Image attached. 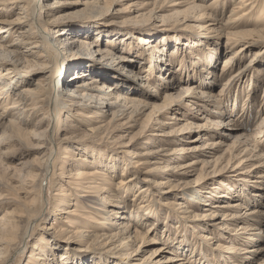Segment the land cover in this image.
I'll use <instances>...</instances> for the list:
<instances>
[{"label": "bare ground", "instance_id": "obj_1", "mask_svg": "<svg viewBox=\"0 0 264 264\" xmlns=\"http://www.w3.org/2000/svg\"><path fill=\"white\" fill-rule=\"evenodd\" d=\"M125 1L126 0H115V3L121 4ZM226 1H228L230 6L232 5L229 15H226ZM166 2L167 0L158 2V8H164L163 6L166 4ZM101 3H104L103 0H81L73 2L66 0H54L53 2H51V0H0V15L4 13L7 14L5 17H0V127H3L6 130V132L0 136V153L1 155H5L9 153L12 148L16 147V145L20 147L18 150L21 148L33 149L34 151L36 149L43 151L45 150V152H42L43 156H41L45 158L43 161V166H35L39 172H43V176L41 177L40 181L36 183L31 180L30 183H25V192L27 195H29V197L26 198L27 200L23 201L24 203L21 205V207L17 206L16 208H13L10 213L0 216V264H12L17 258L20 262L25 252L30 250V248L27 247V243L25 244V242L35 233L34 227H38V225H36L37 221L47 215L46 208L47 204L50 202L47 198V195L48 190H51V180L55 178L54 176L57 169H59V172L63 171L62 169L65 168L66 160L70 157V155L73 157V163L70 165L72 169L68 170V176L71 179V184L73 183L75 186V191L77 193H82L81 195L78 194L80 195L79 198L84 200V203L87 207L80 211L77 209L76 203H67L66 198L69 195L68 193L64 192L61 197H59V199H62L61 201L64 203V205H60V209H57L56 207V210L59 213H57L58 215L55 216V221H57V218H59V222L62 225H58L57 229L55 228V225L58 223H52V225H44L39 229L42 231V233L38 240H36L37 243H34L33 247H31L29 260L26 264H68L67 257L62 255L58 261L56 258L57 253L55 254L56 250L61 248L60 246L58 247V244L65 242L69 247L73 244L76 245L79 242L90 239L98 243L95 244L98 245L96 249L91 246L90 250L95 252L101 250L100 245H103V247L107 245H118L124 249L125 246L133 244L139 246L138 251H136L139 253L144 252L141 250L144 245L146 246L147 243L151 244L155 242L153 239L143 241L144 235L143 233H140L138 225L135 224L133 220H129L127 217L128 213L130 212V203H128V199H125L124 197L126 195H132V193L134 196L132 200L133 204L136 206V201L140 202L135 212V216L138 218L139 223L142 225L146 224L150 221L148 218H155V220H157L160 214V208H156V203L154 204L155 200L150 198L153 196L151 195L152 193H150L149 190H143L140 189V187H137V177L130 180L121 179L119 182L115 183L113 182V176L110 175V173L113 174L114 171H116L118 165L116 166L110 164V162L112 163L113 158L106 159L103 156V152L96 153L81 148L78 149L76 147L74 150H72L67 146L64 149L59 150L53 145L55 142L53 132L55 131L58 124L62 121V116L60 117L62 110L68 111L66 122H68L70 112H74L79 117L78 119L86 117L85 120L80 119L78 121L80 125L91 126L93 127L92 130H96V133H103L101 131L102 129H104L103 131L105 132L113 131L111 134L116 135L114 137L115 143L123 146V148L139 145L138 143H134L132 141V139H135V137L131 138L130 142L127 143L126 140L124 141V137L121 136L123 134L120 133L129 132L128 130L130 128L136 127L140 117L148 108L153 107L154 105V110L158 111L160 114L163 112L165 114V111L167 110V106L161 107L159 105L153 104L152 102L131 97L132 92L130 89L128 90L129 93L125 94L119 85H113L109 78L99 75L101 73L97 71L95 65H92L91 63H64L63 61V67L62 65V68L59 67L60 65L56 60V57H60L64 54L66 55L64 52L65 50L60 49L57 45L51 43L52 41H50L48 37V29L42 27L39 23L40 20L37 18V12H44L47 17L45 26L51 25L52 27L54 25L62 26L66 21L70 20L74 16L82 15L86 11L88 12L85 14L95 13L96 16H99L98 14H100V12L105 13L113 11L115 14L121 13L120 11L116 10L115 6L108 8ZM172 3H174L175 6H180V8L185 7V9L183 11L175 12L174 14L176 15H169L170 18L173 16H179L178 18L180 19L182 13V16L184 15V17H181L183 18L182 20H195L196 22L205 21V27L212 31L217 30L223 36H226L227 41L225 46L227 49H223V51L220 53L221 47H212V45H210V47H212L211 50L213 53L211 56L207 55L208 62L211 63V67L209 69H206V67H203V65H201L202 67L200 66V59L197 60L198 62L195 63L196 66H194L193 69L189 66H186L187 63L184 61L185 63L182 66L184 69H186V71H182L181 74H179L181 76H179L176 71H173L170 74L171 79L165 81L166 79L164 80V77L160 76L162 74L159 72L164 70L165 65L170 64V62L165 58L166 52L162 48L154 45L152 37H140L138 40L139 44H145V46L148 45V47L146 46L147 49L145 51L149 53L151 50L154 51L149 54L151 59V73H157L156 76L159 75L157 80L159 81L160 86L164 88V91L174 89L176 90V88L180 86L181 82H188L184 87L186 99L191 98L194 101H200L205 104H209L210 106H215L216 112H211L210 116L215 115L217 118L221 119L215 123L216 128H214L217 130L214 131L215 133L212 131H210L209 134L208 131L203 133L204 129L209 128V119L207 120V123L203 125H197L195 127L188 126L189 129H183L184 132L187 130L196 129L198 132H200V134L203 135L202 138L206 135H217L223 141H225V139H231L232 133L230 132L231 129L229 128L232 127L236 131H241L244 127L241 126L242 123L238 124V119H236L232 113H226V108L224 109L222 107V101L224 102V99L230 95V90L234 86H242L244 85L243 83L250 79L249 87L247 89L248 96L246 99L248 103V97L256 94L257 90L255 88L257 85L259 86L260 80H262L259 78V76H262L263 71L261 69L260 71H262V73L258 72L256 68L259 63H264L262 61L264 59V0H212L211 2H209V0H175V2ZM76 6H82L84 12L80 11V9L79 11L68 9L69 7ZM132 6H135V4ZM12 12H15V16L13 18L9 16L12 14ZM191 12L192 15H190ZM160 16L161 18H168L162 15ZM160 16L157 15L158 18H160ZM223 18H226L224 22H222ZM139 23L140 21L138 24ZM23 24H26L30 29L29 36L26 38L28 40L31 38L32 40L35 39L34 42H28L27 40L21 41V44L19 45H15L14 43L12 44L8 41H4V35L8 36L9 34L10 37L13 30ZM2 25H5V27H1ZM137 26L144 27L145 24H140ZM146 29L139 28L138 31L140 33L142 32L143 34H146V36H150V34L147 35L148 32ZM38 39L41 41L40 44ZM73 41L71 43H73ZM186 41L188 44H185V47L189 46L188 53L193 58L195 57L194 51L196 48L191 49L190 45H192V41H189V39H186ZM28 43H30L31 46L22 50V48H24L23 44ZM81 43L86 44V41L83 40ZM151 43H153V45H151ZM252 52L254 53L249 63L242 65V61ZM218 54H222L221 56L230 54L229 57L223 59L220 69H217L220 75H218V72L214 69ZM50 56L53 57V62L50 61ZM52 63L55 65L53 73L50 72V68H52L50 64ZM159 64L161 66H159ZM162 65H164L163 68ZM169 66L170 70L173 69L171 65ZM184 74H188L189 78L190 75L195 77L199 76V86L195 87L191 85L192 83L190 84V82H192V79L190 80L188 78L183 80L182 75ZM254 74L258 75L256 79L253 78ZM35 76H39L38 83L35 84V88H31L27 84L31 83L34 85L32 77ZM225 76H228V79L224 87H222L223 89L220 92L219 98L209 92L203 91V94L201 95L200 92H196V89H199V87L200 89H203V87H214L216 82L220 81L219 79ZM22 85L24 86L20 88ZM148 97L152 100L155 99L152 96ZM165 99L171 100V95H166ZM187 104H189V102H187ZM253 104L254 103H251L250 105L249 101L250 107L255 106ZM247 105L244 104V108ZM256 113L257 115L253 117L252 120L260 117L261 114H264V102L259 105V109ZM36 116H41L38 119L36 125L40 128L45 126V130L42 131V135L38 139V144L26 147L20 132H15L14 128L19 125L28 124L29 118L33 119ZM225 118L228 120L223 122L222 119ZM174 119L176 120L177 118ZM63 122L66 124L65 121ZM98 123H100L101 126L94 127L95 124ZM157 123L159 124L158 132L163 133L162 135H157V142L158 140L160 143H162V140L164 142H176L183 141L186 138L183 136L181 131L176 132V130H174L169 133L164 132V124L160 122ZM66 127L70 129L71 132L69 131L70 133L64 134V138L62 139L63 143L69 144L71 142L86 140L85 136L87 135L78 133L81 127L77 128V126H74L73 124H66ZM172 129L173 128H171V130ZM149 130L150 129H148V125L145 126L143 130L145 134L143 135L142 140L146 139V134ZM174 137L180 138H177L178 140L174 141ZM165 138H173V140ZM237 138H239V142L237 144L238 150L234 155L231 156V158L228 159L227 163L219 171V173L222 171L225 172V170H227L228 167L230 168V166H233L235 162H238L235 167L244 171L233 174V176H227V178L233 180L224 181L221 183V187H207V184L205 183L203 185V183L198 184L196 182L195 185L187 184L191 187L186 188L185 192L179 194L178 191L175 192L178 185L172 186L171 190L164 192L165 194H168L167 196H171L172 201L163 204V206L170 209V211L174 212L176 215H179L178 217L182 219H185L183 214H185L184 212L186 210H184V208L186 205H184V203H178V198L189 197V204H198L204 205L205 207H211L205 208V211H208V214H206L205 218L208 217L213 222V224L210 225L211 228L207 230L219 233L222 232L224 237L226 236L227 240L229 239L230 241L234 239L235 242L239 243L242 240H246L245 242L247 243L242 245L245 246V248L238 249L234 244L231 245V247L229 246V250H231L232 254L240 255L239 260H241V264H257L255 261L259 256L260 251L264 250V248L259 247L252 250H247L248 248L246 247L249 246L250 242L255 243L259 239L261 240L264 238V229L262 228V225L264 224V212H261L257 209H248L241 203L231 204L230 202H227V204L215 205L213 207L212 204L209 203L214 199H229L231 196L225 190L227 189L228 191L233 192L238 188H241V185L242 191L244 189L248 190V188L251 189L252 192L257 190L254 193H251V195L256 198H262L263 193H261L260 190L262 191V188H264L262 187L264 186V155L262 153L260 154L257 149L252 150L250 146L252 142H255L256 144H262V141L264 140V117L261 119V122L258 123L255 133L251 137L246 134H241ZM117 140L119 142H117ZM219 145L220 142H215L212 144L209 149L211 148L213 151H204L205 156H212L215 150L218 149ZM164 146L165 144H161L158 148L148 150L143 149L139 153L126 152V155L130 160L129 162H123L121 168L126 170L133 168L137 171H145L150 175L154 174L155 170L166 168L165 172L172 171L174 174L177 173L178 175L182 176L192 174L196 170L195 165L201 163L200 160H194L189 165H170L172 162L175 163L183 160L185 154L190 151L185 149V146L175 147L171 150L165 148ZM101 149L104 150L103 147ZM90 153L93 154V157L86 155ZM37 158L38 157H36V159ZM104 161L106 162L105 165L109 166L106 169L102 167ZM204 164L205 163L203 162L202 167L206 165ZM59 165L61 166L59 167ZM156 165L159 167L151 169V166ZM216 165L214 167H216ZM261 169H263V171H261ZM64 171H66V169H64ZM161 171L164 172L163 170ZM215 171L216 169L213 172ZM202 175L204 177L207 176L205 175V172ZM170 177L176 176L171 174ZM168 182L170 183L171 181ZM239 183H241V185H239ZM52 197H57V194L53 195ZM15 202L17 201L15 200ZM156 202L158 203L157 200ZM218 206H220L221 210H219ZM223 209H227L226 211H231L232 214L221 212L224 211ZM244 209L245 212L242 213V210ZM220 213H222L221 215L223 218L220 217ZM98 216H105L110 224L102 221L101 223L98 220ZM169 218H172L171 220H173V217L166 216L165 222L167 220L171 221ZM217 218H221V221L217 222ZM120 219L126 221H120ZM155 225L156 222H154L150 227ZM54 230H59V239L56 238L57 240L52 238ZM148 230L151 231L152 228ZM48 239L53 240L50 241ZM184 239L185 236L180 240L179 243H184ZM205 240H210V237H206ZM55 247L58 248L54 249ZM216 247L217 248L215 250L218 252L228 250L221 244L216 245ZM170 250H167L166 248H160L154 251L151 254V257L147 259L145 258L141 261L139 259L141 262L139 264H148L146 260L152 257H155L153 260L154 262L150 264H191L186 254H183L181 257H170V254H174L173 252L171 253ZM73 252H75V249H73ZM202 253V264H217L216 262L218 261V257H215L216 254H212L216 258V260H213L212 258L214 257H211L207 251ZM65 254L68 255V251H66ZM77 254L78 255L76 257L82 256L79 254V252H77ZM4 256H7L5 260ZM99 257V259H95L97 260L96 264L108 263L107 256L100 255ZM105 261L107 263H105ZM128 263L131 264L130 260ZM70 264L81 263L74 259V262Z\"/></svg>", "mask_w": 264, "mask_h": 264}, {"label": "rangeland", "instance_id": "obj_2", "mask_svg": "<svg viewBox=\"0 0 264 264\" xmlns=\"http://www.w3.org/2000/svg\"><path fill=\"white\" fill-rule=\"evenodd\" d=\"M53 1L54 0H51V2ZM66 1L73 2V1H81V0H66ZM160 1L162 0H126L121 4H118L115 3V0H103L104 3L101 4H103L108 8H110L111 6L113 7L115 6L116 10L120 11L121 13L115 14V12L113 11H109L105 13L100 12V14H98L99 16H96L95 13L85 14L86 12H88L86 11L82 15L74 16L70 20L66 21L62 26L54 25L53 27L51 25L45 26V21L47 17L44 12L42 13L39 11L37 12V18L38 20H40L39 23L41 24L42 27L48 29V34H49L48 37L49 40L52 41L51 43H54L60 49L65 50L64 52L66 53V55L64 54L60 57L58 56L56 57V60L60 65L59 67H61L63 61L64 63H69V62L70 63L78 62V63H86V64L91 63L92 65H95L96 70L101 73L99 75L109 78L113 85H119V87L125 94H128L129 93L128 90L130 89L131 92L133 93V94L131 93V97L133 98L136 97L143 101H149L161 107L167 106V110L165 111V114L164 112L160 114L158 111L154 110V105H153V107L148 108L144 112V114L140 117L138 125L136 127L130 128L128 130L129 132L120 133L123 134L121 136L124 137V141L126 140L127 143L130 142L131 138L135 137V139H132V141L134 143H138L139 145L129 148H125V147L123 148V146L119 145L118 143L117 144L115 143L114 137L116 135L111 134L113 133V131L105 132L103 131L104 129H102L101 131L103 133H96V130H92L93 127L80 125L78 121L80 119L85 120L86 117H82L78 119L79 117L74 112H70L69 114L70 117L68 118V122H66L68 111L67 110L61 111L60 117L62 116L61 117L62 121L60 120L61 122L58 124L55 131L53 132V137L55 138L54 139L55 144L53 143L54 147L58 148L59 150H62L67 146L69 149L71 148L72 150H74L76 147L78 149L81 148L96 153L103 152V156L106 159L113 158V161L112 163L110 162V164L116 166L118 165L116 171H114L113 174L110 173V175L113 176V182L117 183L121 179L130 180L132 178L135 179L137 177L136 179L138 181L137 187L138 188L140 187V189L143 190H149V192L152 193L151 195L153 196H151L150 198L155 200L154 204L156 203V208L157 207L160 208V214L157 220H155V218L154 219L148 218L150 221L146 223L147 225L146 224L142 225L141 223L138 222V218H136L135 216L136 214L135 212L140 202L138 201L139 202L138 203L136 201V206H135V204H133L132 201L134 198L133 193L132 195L125 194L126 196L124 198L128 199L127 201L128 203H130V208H129L130 212L127 215L128 219L131 221L133 220L134 223L138 225V228L140 229V233H143L144 235L143 241L153 239L155 240V242L151 244L147 243L146 246L144 245V247L141 249L142 251H144L142 253L136 252L138 251L139 246L133 244H130L129 246H125L124 249H122V247H119L118 245L116 246L107 245L104 247L103 245H100L101 250L95 252L90 249L91 246L95 249L98 247V245H95L97 243L96 241L89 239L83 242H79L76 245L73 244L69 247L66 245L67 243L65 242L58 244V247L60 246L61 248L59 250H56L55 252V254L57 253L56 258L58 259V261L60 260L61 256L64 255V257L68 258V262H67L68 264L74 262V259H76V261H78L81 264H96L97 260L95 259H99L100 255H104L108 257L107 260L108 263L105 261V263L107 264H130L128 263L129 260L131 264H139L141 263L140 262L141 260L151 257V254L154 251L160 248H166L167 250L171 249L170 250L171 253L172 252L174 253L172 255L170 254V257L171 256L181 257L183 254H186L191 264H202L201 253L204 251H207L208 254L211 255V257H214L212 255L213 253L216 254L215 257H218L217 258L218 261L216 262L217 264L242 263L241 260H239L240 255L232 254L229 248L231 247V245L234 244L238 249L245 248V246L242 245H245V243H247L245 242L246 240L244 241L242 240L241 242L238 243L235 242L234 239L232 241L228 239L230 241L229 242L227 240V237L226 236L224 237V234L222 232L219 233L211 230L208 231L207 229L211 228L210 225H212L213 222L208 217L205 218L206 214H208V211H205V208H211V207H205L204 205H198V204L197 205L189 204L188 203L189 197L178 198L177 199L178 203H184V205H186V207L184 208V210L186 211L184 212L185 214H183V217H185V219H182L178 217L179 215H176L174 212L170 211V209L165 208L163 206V204L172 201L171 196H167L168 194H165L164 192L171 190L172 186L178 185L175 192L178 191V193L181 194L182 192H185L186 188L191 187L190 185L187 184L195 185L196 182L198 184L203 183V185L205 183L207 184V187H221V183H223L224 181L233 180L227 178V176H233V174L244 171L240 168L235 167L236 164L238 163L235 162V164H233V166H230V168L228 167L227 170H225V172L222 171L223 175L222 172L219 173V171L227 163L228 159L231 158V156L234 155L238 150L237 144L239 142V138L237 137H239L241 134L244 135L246 134L251 137L255 133V129L258 123L261 122V119L264 117V114H261L260 117H257L256 119L252 120L253 117L257 115L256 112L259 109V105L264 102V82H263L264 63L263 64L259 63L257 65L256 69L258 70V72L262 73L263 71L262 76L261 75L259 76V78L262 80H260L259 86L256 83L257 86L255 89L258 92L256 91L255 95L248 97V103L246 99L248 96L247 89L249 87L250 79H248L245 83H243L244 85L242 86L239 87L234 86L230 90V95H228V97L224 99V102L222 101V107L224 109L226 108L227 111L226 113L228 114L232 113L234 117L238 119L237 121L238 124L242 123L241 126L244 127L243 130L236 131L232 127L229 128L231 129L230 132L232 133V138L225 139V141L220 139L219 136L217 135L215 136L206 135L202 138L203 135L200 134V132H198V130L196 129L187 130L184 132L183 129L188 128V126L195 127L197 125H203L207 123L208 119H209L208 120L209 128L204 129L203 133L205 131H208V134L210 131L214 132L216 130L215 123L221 120L217 118V116L215 115L210 116L211 112H216L215 106H210L209 104H205L200 101L199 102L194 101L191 98L186 99L185 97L186 92L184 90V87L187 85L188 82H184V81L181 82L180 84L181 87L179 86L178 88H176V90L174 89V90L164 91V88L160 86V83L157 80L159 75L156 76L157 73L154 74L151 73L152 71L150 64L151 59L149 54L154 51L151 50L150 53L145 51L148 45H146L147 47L145 46V44L141 45L139 44L138 40L140 37L141 38L152 37L153 38L152 41H154V45L162 48L166 52L165 58L170 62L169 65H171L173 69H171L172 70L171 71L170 66L165 65L164 70L160 71L159 73L162 74L160 76L164 77V80L166 79L165 81H168L169 79H171V75H170L171 72L176 71L177 74L179 75L181 74L182 71L183 72L186 71V69H184L182 66L185 62L187 63L186 66H189L190 68L193 69V67L196 66L195 63L198 62L197 60L200 59L201 60L199 61L200 66L203 65V67L209 69L211 67L210 65L211 63L208 62L207 55L211 56V54L213 53L211 48L221 47V51H220L221 53L223 49L225 48L227 49V47L225 46L227 38L226 36H223L219 31L217 30L212 31L207 27H205L204 26L205 21L196 22L195 20L194 21L182 20L183 18L181 17H184V15L182 16V13L180 19L178 18L179 16L178 17L173 16L170 18L169 15H173L177 11H183L185 7L180 8V6H175L174 3H172L175 2V0H167L166 4L163 6L164 8L160 9L158 8L159 7L158 2ZM211 1L212 0H209V2ZM133 4H135V6H132ZM225 6L227 8L226 15H229L232 5L230 6L228 1H226ZM68 9L69 10L73 9V11L76 10L79 11L80 9V11L84 12L82 6L69 7ZM5 15L7 14L4 13L0 15V17H5ZM157 15L158 16L162 15L168 18H161V16L160 18H158ZM190 15H192V12ZM9 16L13 18L15 16V12L14 13L12 12V14ZM225 20L226 18H223L222 22H224ZM139 21L140 23L138 24ZM140 24L143 25L145 24V26L144 27L137 26ZM1 27H5V25H2ZM139 28L142 29L147 28L146 29L148 32L147 35L150 34V36H146V34H143L142 32L140 33L138 31ZM29 32L30 29L28 28V26L26 24H23L21 26H18L16 29H14L10 37L9 34L8 36L4 35L3 36L4 41H8L12 44L14 43L15 45H19L21 44V41L28 40L26 37L29 36ZM186 39L192 41V45H190L191 49L196 48V50L194 51L195 57L193 58L188 53L189 46L185 47V44H188ZM83 40L86 41V44L81 43V41ZM34 41L35 39L32 40V38L28 40V42H34ZM38 41L40 44L41 41L39 39ZM72 41L73 43H71ZM151 45H153V43H151ZM210 45H212V47H210ZM30 46H31L30 43L23 44L24 48H22V50ZM253 53L254 52L246 56V58L242 61V65H246L247 63H249V61L253 56ZM221 55L222 54L217 55L215 61L216 63L214 65V69L218 72V75H220L218 70L221 67L222 64L221 62L223 61V59L230 56V54L224 56ZM49 59L50 61L53 62L52 56H50ZM262 61L264 62V59ZM50 66H52V68H50V72L53 73V69L55 68V65H53L52 63L50 64ZM159 66L161 65L159 64ZM163 66L164 65H162V68ZM261 69L262 71H260ZM256 74L253 75V78L255 79L256 77H258V75ZM182 77L183 80H186L189 78V75L184 74L182 75ZM32 78H33L32 81H34V85L31 83L27 85H29V87L31 88H35V84L38 83L39 76H35ZM189 79L190 80L192 79V82H190V84L192 83L191 85L195 87L199 86L200 84L199 76L195 77L190 75ZM227 79L228 76L222 77L221 79H219L220 81L216 82V85L214 87H207V88L203 87V89H200L199 87V89H196V92H200V95L203 94V91L209 92L217 96V98H219L220 92L223 89L222 87H224ZM24 85L20 86V88H22ZM169 94L171 95L172 99L166 100L165 97L166 95ZM148 96H152L155 99L152 100ZM249 101H250V105L251 103H254L253 105L255 106L250 107ZM187 102H189V104H187ZM244 104L246 105L248 104V105L244 108ZM40 117L41 116H36L33 119L29 118L28 124L19 125L14 128L15 132L16 131H18V133L20 132V135L22 136V139L25 143L24 145L26 147L38 144L39 142L38 139L41 137L42 131L45 130V126L40 128L36 125ZM174 118L177 119L175 120ZM222 120L224 122L225 120L228 119L225 118ZM63 121H65L67 125L73 124L74 126H77V128L81 127L78 133L87 135L85 136L86 140L71 142L69 143L70 145L63 143L62 139L64 138V134L71 132V130L66 127V124H64ZM157 122L164 124V132L169 133L174 130H176V132L181 131L183 133V136L186 138L183 141H176L178 140L177 138L180 137H176V138L174 137L175 139L174 141L176 142L173 141L164 142L163 140L162 143H160L159 140L157 142V135L163 134L162 132H158L159 124ZM147 125H148V129L150 130L146 134V139L142 140V137L145 134L143 130ZM99 126H101L100 123L95 124L94 127H99ZM171 128L173 129L171 130ZM4 132H6V130L3 127H0V136ZM165 139L173 140V138H165ZM117 142L119 141L117 140ZM215 142H220L218 149L215 150L212 156L211 155L205 156L204 151L205 152L213 151L211 148L210 150L209 147H211V145L214 144ZM161 144H165L164 147L170 150L175 147L185 146V149H188L190 151L185 154L183 160L175 163L172 162L170 163V165L172 164L173 165L175 164V166H177L178 164L189 165L194 160L195 161L200 160L201 163L195 165L196 170L192 174H187L182 176L178 175L177 173L174 174L172 171L165 172L166 168L155 170L154 174L151 175L145 171H137L136 169L133 168H129L127 170L121 168L123 162L126 161L129 162L130 160L129 157L126 155V152L139 153L143 149L148 150V149L158 148ZM102 147L104 150L101 149ZM18 148L20 147L16 145V147L12 148L11 150L9 149L10 150L9 153L5 155L3 154L1 155L0 153V216L6 213H10L13 210V208H16L17 206L21 207V205L24 203L23 201L27 200L26 198L29 197V195H27L25 192L26 184L30 183L31 180L37 183L38 181H40L41 177L43 176V172H39L35 168V166L38 165L40 167L43 166V161L45 158L41 156H43L42 152H45V150L43 151L36 149L37 151L36 150L34 151L33 149H27V148L24 149L21 148L20 150H18ZM250 148L252 150L257 149V151H259L260 154L262 153L264 155V140L262 141V144L259 143L256 144L255 142L254 143L252 142ZM86 155L91 157L93 154L90 153ZM36 157L38 158L36 159ZM203 162L206 164V165L204 164L206 167L205 166L202 167ZM72 163H73V157H71L70 155V157L66 160L65 168L62 169L63 171L59 172L58 171L59 169H57L54 176L55 178L51 180V184H50L51 190H48L47 198L49 199L50 202L49 204H47V208H46L47 215H45V217L37 221L36 225H38V227L37 228L34 227L35 233L33 234V236L29 237L25 242V244L27 243L28 245L27 247L30 248V250H27L25 252L20 262L18 261L19 259L17 258L12 264H26L28 262L29 255L31 253V247H33L34 243H37L36 240H38L39 236L42 233V231L39 229L42 226L52 225V223L53 224L58 223L55 225V228H57L58 225H62L59 222V218H57V221H55V216L58 215L57 213H59L56 210V207L58 209L60 205H64V203L61 201L62 199L61 198L59 199V197H61V195L64 192L68 193L69 195L66 198L67 203L69 204L76 203L77 209H79L80 211H82L87 207L84 203V200L79 198L82 193H77L75 191V186L73 183L71 184L70 181L71 179L68 176L69 174L68 170L72 169L70 166ZM105 163L106 162L104 161V163L102 164V167L104 169L109 167L105 165ZM61 165H59V167ZM215 165L216 167H214ZM157 167L159 166L158 165L151 166V169ZM64 169H66V171H64ZM215 169L216 171L213 172ZM263 169H261V171H263ZM161 170H163L164 172H162ZM231 171L233 172L236 171V172L233 173ZM204 172L205 175H207L206 177L202 175ZM171 174H173V176L176 177H170ZM168 181H171L170 183L172 184H170ZM239 185H241V183H239ZM241 188H238L236 191L233 192L228 191L226 189L225 191H227L231 196L229 199H214L209 203L212 204V207L215 205L227 204V202H230L231 204L241 203L248 209H257L260 210L261 212H264V188H262L263 189L262 191L260 190V192L263 193L261 199L253 197L251 195V193H254L257 190H254V192H252L251 189L248 188V190L244 189L242 191ZM55 194H57V197L53 198L52 196ZM15 200L17 202H15ZM156 200L158 201V203L156 202ZM218 208L219 210H221L220 206H218ZM223 210L226 211L227 209H223ZM224 211L221 212L226 214H232L231 211H226V212ZM243 212H245V209L242 210V213ZM221 214L222 213H220L219 215ZM166 216L173 217V220H171L172 218H169L171 221L167 220L165 222ZM220 217L223 218L222 215ZM221 218H217L218 219L217 222H220ZM98 220L100 222L102 221L110 224V222L107 221V218H105V216L102 217L98 216ZM120 221H126V220L120 219ZM154 222H156V225L150 227ZM262 226H263L262 228L264 229V224ZM151 228H152L151 231L148 230ZM58 231L59 230L53 231L52 238L54 240L56 238L59 239ZM184 236H185L184 243L180 244L179 242L181 239H183ZM206 237L208 238L210 237V240L206 241L205 240ZM53 239H48V240L51 241ZM236 243L237 244L242 243V244L237 245ZM252 243L253 242H250V244L248 243L249 246L246 247L248 248L247 250H252L259 247L264 248V238H262L261 240L259 239L257 242L253 244ZM218 244L223 245L224 248H227L228 250L218 252L217 250H215L217 248L216 245ZM58 247H55L54 249ZM73 249H75V252H73ZM66 251H68L69 253L68 255L65 254ZM77 252H79V254L82 256L76 257L78 255ZM112 255L114 256L117 255V256L114 257ZM6 257L7 256H4V260ZM215 257L212 259L216 260ZM154 258L155 257H152L146 261L148 262V264H150L154 262L153 261ZM255 262L257 264H264V250L260 251V254Z\"/></svg>", "mask_w": 264, "mask_h": 264}]
</instances>
